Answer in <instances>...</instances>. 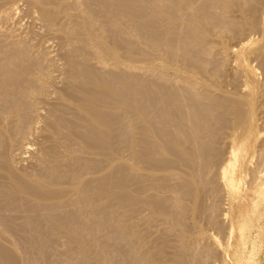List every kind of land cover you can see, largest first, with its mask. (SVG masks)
Instances as JSON below:
<instances>
[{
  "label": "bare ground",
  "instance_id": "1",
  "mask_svg": "<svg viewBox=\"0 0 264 264\" xmlns=\"http://www.w3.org/2000/svg\"><path fill=\"white\" fill-rule=\"evenodd\" d=\"M47 3H49V0ZM86 3L89 6L85 4V9L89 10L86 13H89L84 15L82 11L83 14L71 15L73 20L76 19L81 23L80 26L86 32L87 38L84 36L85 32L83 33L84 38H77L74 42L72 41L73 38H70L73 49L67 50L66 53L67 71L64 89H54L55 81L48 74L50 70L48 72V68L46 69L31 60L28 53L32 51H27L26 47L18 49L15 54H7L9 55L7 61L13 63H10V66L6 69H0V264H51L47 254L53 244L50 245V243L53 240L55 242V239H64L67 242L63 250V254L67 257L64 256V258L66 260L69 258V263L66 264H70V262L71 264H110L115 258L118 264H148L154 261V254L146 251V246H143V253L138 254L136 251L137 243L140 241H143L145 245L148 243V237L145 234L142 235V233L140 235L136 231V227L145 224L148 226V222L151 220L145 218V216L143 218V211L150 210L155 218L161 219L165 224L167 223L169 228H172L170 226L173 220L170 221V218H174L173 221L176 223L180 220L179 217L175 219L171 208L168 207L169 204H174L169 195L157 199V202L151 200V203L146 201L147 197L144 200L140 195L145 188L154 189L153 193L158 188L161 191L165 189L169 192H175L169 186L170 183L169 185L167 183L171 177H176L181 181L183 191L179 193V202L182 203L185 199L187 201V198L191 200L192 205H189V207L192 206L194 216L195 214L200 216L202 212L205 215L208 214L209 222L217 228L218 235L222 231L221 235L224 236L223 222L225 220L223 211L221 212L220 208L218 210L215 204L212 207L206 206V208V204H203L205 198L212 199L218 192V187L216 189L214 185L208 184L207 176L208 178L211 176V174L209 176V173L212 169L214 170L216 163L222 157V152L216 145L223 139L224 129L227 132L228 128L231 130L238 128L240 131L241 129H247L248 134V128L254 123L251 117L253 105L250 104L252 106H249V97L252 96V93L248 92L245 96L241 93L227 92V89L229 91L227 86L231 79L228 80L227 86L224 84L226 91L223 90V86V88H219L221 84L218 87L219 94L214 95L216 84L213 79L217 83L220 80L222 82L229 74L228 66L230 64L227 63L225 51L222 54L219 52V47L210 46L209 48L208 44L212 43V41L210 42L211 34L217 33L223 36L226 33L227 35L235 33L241 36L244 32L248 35L246 30L248 33L249 30L250 33L255 30L257 28L256 15L264 13L262 10L260 11L261 6L264 5V0H86ZM52 4L51 2L47 6L51 7ZM92 4L97 6V12L91 9ZM75 5L77 4L75 3ZM55 6L57 5L55 4ZM45 7L43 5L42 14L44 18L51 19L53 16L52 10L49 11L48 9L51 8ZM31 8L33 7L31 6ZM74 8H71L72 11ZM52 9L54 11V8ZM234 10L240 12L241 21L230 17ZM56 12L54 11V14ZM67 14H70V12L67 11ZM258 23L262 24V20ZM258 26L260 25L258 24ZM79 28L77 27V29ZM70 29L67 30L70 31ZM97 29L110 35L112 45L107 44L104 38L99 37ZM258 30L260 32V29ZM132 31L136 33L137 37H135L136 40L132 39L133 41L130 39ZM259 32L253 31L254 36L255 33ZM251 35L252 33L249 37ZM229 36L226 39L221 38L224 41L230 40ZM258 37L260 36L258 35ZM49 40L52 41V39ZM87 42L91 45L95 44V47L97 45L92 53L88 51L89 44ZM128 42L129 44L138 43L141 48L148 52V56H151V61L152 56L155 58L156 55L160 56V59L165 62L166 65L163 67L159 65V69L157 66H153V69H151L158 76L157 80L146 79L148 73L143 78L141 72L140 76L130 67H127L128 64L125 65V62H131L136 57L135 53L138 48L132 47L131 44V46H128ZM215 43L217 45L218 42ZM238 43L237 45L242 46L241 42L238 41ZM120 44L124 46H121L122 50H124V54L129 57L130 61L123 60L122 55L120 57V53H118L120 49L117 47ZM64 45L66 44L64 43ZM254 45L256 46V44ZM257 45L261 47V44L257 43ZM247 46L248 44L243 48ZM65 48L67 46L63 49ZM225 48L228 49V52L231 45ZM249 51L247 52L249 53ZM139 53L141 54V49ZM143 55L145 56V54ZM219 55H221V58ZM90 57L97 60L99 65L104 64L109 68L100 70L101 68L93 67ZM214 59L219 60L217 69L210 70L209 65ZM229 59H231V55ZM250 59L254 58L250 57ZM255 60L257 59L255 58ZM146 61L144 60V65H146ZM156 61L155 58L153 65ZM158 61L157 63L161 62ZM178 62L181 66L177 65ZM252 62L257 63L259 61ZM172 64L176 67L173 71L176 80L173 83L171 80L174 77L170 79L169 74ZM240 64L239 62L238 65ZM250 67L252 66L250 65ZM167 68H169V71H167ZM142 70L144 69L142 68ZM143 74L145 75L144 71ZM200 74L206 78L205 81L207 78L212 79L213 89H211V85L197 82L196 77ZM249 74L253 75V73ZM229 77L231 78L230 75ZM231 85L233 84L231 83ZM49 90H53V92ZM240 91L242 92V89ZM235 92H238V90H235ZM52 95L54 100L51 99ZM253 103L255 104V101ZM257 103H260V101H257ZM259 105H256V107L258 108ZM38 124L42 125H40L42 127L41 131L39 128L37 129ZM233 133L234 139H236L235 132ZM238 134V136L241 135L240 132ZM258 134L260 135V132ZM27 135L38 136L39 144H41L39 146L42 148L39 149L43 150V153L39 158L36 169L23 170L22 167V169L17 170L16 161L13 160L9 151L15 142L14 140L17 142L18 137ZM38 141H35V143ZM231 143L233 144V142ZM235 143L234 146H231V151L229 149L231 157L229 162L228 159L226 160L228 164L226 166L222 164L224 167H220V173L216 172L217 176L218 174L221 176V179L217 177L218 180L220 179V183H223L227 189L228 187L231 188V190L236 186L237 166L240 158H244L243 153H245L243 146L236 147L239 143L237 145ZM118 144L120 145L118 146ZM224 144L227 143L224 142ZM262 148L264 149V147ZM124 149L130 153L131 161L128 160V157L126 159L122 156ZM19 150H22V148ZM26 152L27 150L23 154ZM263 154L262 158L264 159ZM122 157L126 162L123 161ZM257 157L261 159V156ZM16 158L19 160V164L26 161L23 155L18 157L16 155ZM245 159L241 160L242 164H244ZM127 160L129 163H127ZM223 160H225V156ZM216 168L215 170H217ZM259 168H261V165L258 166ZM147 171H149V176L151 171V174L155 172V175L158 172L157 178L146 176ZM259 174L261 173L259 172ZM152 175L154 176V174ZM261 176L263 175L261 174ZM240 181L238 182L240 183ZM225 186H222V188ZM237 188L239 189V185ZM146 192L151 194V190ZM142 196L144 197V194ZM175 196L172 197L176 201ZM219 196L221 197V195ZM120 208H125L123 211L127 209L125 214L127 213L128 216H126L127 222L125 221V224L120 220L123 215V212L119 211ZM180 210H183V208ZM232 224L231 229H234ZM177 225L178 227L173 228L176 229L175 231H179V239L183 240L186 235L191 234L189 228L182 227V223L179 222ZM103 233L106 234V241H103ZM174 234L176 235V233ZM118 237L128 238L132 242L129 252L124 255V257L128 255V258H125L124 261L119 257L122 252L117 250L118 247L115 248L119 243L116 240L119 239ZM190 237L192 236H189V240H191ZM13 239H15V242L36 244V246H30L29 250L38 252L42 262L36 263L30 257L25 258L26 255L24 258H20L18 255L20 253L16 249L17 245L14 248L9 244L11 243L10 240L13 241ZM189 244H191V241ZM193 246L195 245H191V247ZM180 249L182 255L177 253L174 256L170 255L172 257L169 256L170 258L162 263L189 264L187 259L191 249L190 246L184 244ZM194 253L196 255L195 251ZM205 253H207L206 256L203 255L206 257L205 263L215 257L214 251L210 250ZM190 259L192 258H189V261ZM158 264L160 263L158 262Z\"/></svg>",
  "mask_w": 264,
  "mask_h": 264
},
{
  "label": "rangeland",
  "instance_id": "2",
  "mask_svg": "<svg viewBox=\"0 0 264 264\" xmlns=\"http://www.w3.org/2000/svg\"><path fill=\"white\" fill-rule=\"evenodd\" d=\"M8 1V2H7ZM0 0V12L2 13V15L0 14V69H6L8 66H10V63H13L12 61H7V57L9 55L7 54H15L18 49H21V48H25L26 47V50L31 52V53H28L30 54L29 56L31 57V60H33L34 62L38 63L39 65L43 66L44 68H48V72L50 70V72L48 73L49 75L52 76V78L54 79L55 81V87L54 89H57V90H62L64 89V86L66 85V69H67V50L69 51L70 49L72 50L73 49V43L71 42V39L72 41L74 42L75 39L77 38H87L86 36V32L84 31L83 27L81 28V23L79 21H77L76 19L73 20L72 16L71 15H80L81 13L83 14L84 12V15H86V11H89L87 9H85V4L88 6V4L86 3V0H49V3H47L48 0ZM58 1V2H57ZM61 1V2H60ZM77 5H75V3ZM28 2V3H27ZM51 2L54 4L51 5V7H48ZM44 3V4H42ZM47 3V5H46ZM65 3V4H64ZM71 3V5H69ZM42 4V5H41ZM55 4L57 6H55ZM64 4V5H63ZM83 7H82V5ZM43 5L46 6L45 8H51V9H48L49 11L52 10V18L51 19H47L46 17L44 18V15L42 14V8H43ZM62 7H60V6ZM66 5V6H65ZM68 5V6H67ZM80 5V6H79ZM31 6L33 8H31ZM41 6V7H40ZM55 6V7H53ZM23 7V8H22ZM64 7V9H63ZM66 7V9H65ZM68 7V9H67ZM77 9H75V8ZM89 7V6H88ZM92 10L94 11H98L97 10V6L92 4L91 6ZM12 8V9H11ZM14 8V9H13ZM54 8V11H58L54 14V11L53 9ZM59 8V10H58ZM74 8V10L72 11V9ZM79 8V9H78ZM29 9V10H28ZM57 9V10H56ZM70 9V10H69ZM81 9V10H80ZM83 9V10H82ZM61 10V11H60ZM76 10V11H75ZM236 10V9H235ZM233 11V14L231 13L230 17H232L233 19L237 18L238 21H241L242 18L240 16V12L238 11ZM262 10V12H264V5L263 7L261 6V9L260 11ZM38 11V13H37ZM40 11V12H39ZM67 11L70 12V14H67ZM79 14H78V12ZM83 11V12H82ZM61 12V13H59ZM71 12H73V14H71ZM77 12V13H76ZM260 12V13H262ZM15 13V14H14ZM41 13V14H40ZM63 13V14H62ZM65 13V14H64ZM86 13V14H85ZM4 14V15H3ZM8 14V15H7ZM56 15V16H55ZM70 15V16H68ZM233 15H235L233 17ZM264 13L261 15V14H257L256 15V22H257V28L255 30H252L251 33V37H249V35L251 34L250 33V30H249V33L248 31L246 30V33L248 35L244 34L239 36L238 34H232V33H229L228 35H230V40H225L227 42H225L224 40H222L223 38H227L228 35L227 33L225 35H218L217 33L216 34H211V37H210V42L212 41V43L208 44L209 48L210 46L211 47H214L215 46L219 49H220V53L224 54V51H225V57L227 58L228 60V73L227 74V77L224 78V80L221 82V80L217 83L214 79H213V82L216 84V88L214 87L215 92L214 91V95H218L219 94V89L218 87L221 85V87L219 88H223V90L225 89L226 91V86L228 84V80H229V84H228V88H229V91L227 89V92L229 93H241V94H244L245 96L247 95L248 92H250V94L252 96L249 97V106L252 107L251 111H252V115H254L255 117L253 118V116L251 115L252 117V122L254 121V125L251 124L250 128L252 129L253 127V134H252V130L250 128H248V134H247V129H230L228 128V132L225 131L224 129V133H223V139L219 142L218 145H216V147L222 152V157L221 159H219V161L216 163L215 167H214V170L215 168L217 170H211V173H209V176L211 174V178L207 176V181H208V184H212L214 185V187L217 189L218 187V192L216 194V196H213L212 199L210 198H205L204 199V202L203 204L205 205V208L206 206L207 207H212L214 206H217L218 210L221 209V212L224 213V222H223V228L225 229L224 230V236L221 235V232L220 235H218L217 233V228H215L213 226V224H211L209 222V216L208 214L205 215V213H202L197 215L195 214L194 216V213L192 212V206L189 207V205H192V201L189 200L187 197V201H182L179 202V193H182L183 189H182V185H181V181L179 179H177L176 177H171V179L168 180V185L170 183V187H172V189H174L175 192H169V191H166L165 189L161 191V189H157L155 190V193L154 192V189H150V188H145L144 191L141 193V197L144 199L146 198V201L150 202L151 203V200L152 202H155L157 199H162L163 197L165 196H168L172 198V201L174 204H169V208H171L172 210V213L175 215V219L176 217H179V222L182 223V227H186L187 229L189 228V231H191V234L189 233L188 236L186 235V237L181 240L179 239L180 237V234H179V231H175L176 229H174L175 227H178V223H176L174 220V218H170L169 220L171 221L172 220V225L170 227L172 228H169L167 227V223L165 224L161 219L159 218H155L152 214V212L149 210H145L143 211V218L145 216V218H149V222H148V226L147 224L145 225H140L138 227H136V231L139 232V234L142 235L145 234L148 238V243L147 241H145L147 244L145 245L143 243V241H138L139 243H137L136 245V248H137V252L138 254H141L143 253V246H146V251L148 252H151L154 254V261L153 264H158V262L160 264H163L165 263L170 257L176 255L177 254H180L182 255V252H181V246L182 245H189L190 246V251H189V254H188V259L187 261L189 262V264H201V261H202V258H203V261H202V264H264V159L262 158V153H264V149L262 147H264V65H263V60H264V31H263V23H264V17H263ZM3 16V17H2ZM43 16V18H42ZM89 16V14H88ZM8 17V18H7ZM56 17V18H55ZM70 17V18H69ZM59 21H58V19ZM66 18H67V21H66ZM64 19V20H63ZM259 19V20H258ZM13 20V21H12ZM258 20V21H257ZM262 20V24L258 23L259 21L261 22ZM38 21V22H37ZM58 22V23H57ZM64 22V23H63ZM70 22H71V26H70ZM32 23V24H31ZM44 23V24H43ZM63 23V24H62ZM78 23V24H77ZM258 24L261 26H258ZM77 25V26H76ZM45 26V27H44ZM73 26V28H72ZM67 27V28H65ZM76 27V28H75ZM77 27L79 29H77ZM42 28V29H41ZM70 29V31H68ZM68 29V30H67ZM82 29V31H80ZM260 29V32L259 30ZM17 30V31H16ZM22 30V31H21ZM53 30V31H52ZM4 31V32H3ZM40 31V32H39ZM65 31H66V34H65ZM80 31V32H79ZM97 29V34L99 35V37L104 38V41L106 40L107 41V44L109 45H112L111 44V37L109 34H105L103 33V31ZM253 31L255 32H259V33H255V36H254V33ZM15 32V33H14ZM26 32V33H25ZM46 32V33H45ZM52 32V33H51ZM69 32V33H68ZM85 32V33H84ZM99 32V33H98ZM6 33V34H5ZM9 33V34H8ZM12 35H11V34ZM40 33V34H39ZM57 33V34H56ZM75 34V36L72 35ZM83 33H84V36H83ZM103 33V34H102ZM262 33V34H261ZM70 34V36H69ZM79 34V35H78ZM82 34V35H81ZM102 36H101V35ZM136 33H133L132 31V34L130 36V39L132 40H136ZM2 35V37H1ZM44 35V36H43ZM52 35V36H51ZM56 35V36H55ZM104 35V36H103ZM213 35V36H212ZM217 35V36H216ZM258 35L260 37H258ZM23 36V37H22ZM30 36V37H29ZM32 36V37H31ZM216 36V37H215ZM226 36V37H224ZM242 36H245V37H242ZM263 36V38H262ZM54 37V38H53ZM58 40H57V38ZM136 37V38H135ZM219 37V38H218ZM223 37V38H221ZM256 37V38H255ZM258 37V38H257ZM56 38V39H55ZM61 38V39H60ZM71 38V39H70ZM255 38V39H254ZM260 38V39H259ZM262 38V39H261ZM29 39V40H28ZM33 39V40H32ZM49 39H52L49 40ZM65 39V41H64ZM70 39V40H69ZM216 39V40H214ZM232 39V40H231ZM38 40V41H37ZM55 40V41H54ZM69 40V41H68ZM132 40V41H133ZM251 40V41H249ZM254 40H257V41H254ZM260 40V42H259ZM4 41V42H3ZM29 41V42H28ZM63 41V42H62ZM110 41V42H109ZM229 41V43H228ZM233 41V42H232ZM241 42V45H237V43ZM254 42V44H256V46L252 45V43ZM62 42V43H61ZM215 42H218L217 45ZM258 44H261V47L257 45ZM263 42V43H262ZM41 43V44H40ZM64 43L66 45H64ZM244 43V45H243ZM2 44V45H1ZM6 44V45H5ZM40 44V45H39ZM87 44H89L88 46V51L90 53L93 52V49H96L95 47V44L91 45L90 43L87 42ZM127 44V43H126ZM132 45V47H138L137 48V51L135 53V58H133V60L131 62H125V65L128 66L127 67H130L134 72H136V74L140 75L141 76V73H142V76L141 77H145L148 73V75L145 77L146 79H155L157 80L158 79V76L153 72L151 71V69H153V66L157 68L159 67V65L161 67H163L165 64V62L162 61V59H160V56H154L157 61H161L159 63L154 62V65H153V61L155 60V58H153L152 56V61H151V56L149 57L148 56V52L145 51L143 48H141V46L138 44V43H130ZM128 42V46H131ZM214 44V45H213ZM227 44H229L227 46ZM239 44V43H238ZM248 44L247 47H244L243 46H246ZM251 44V45H250ZM4 45V46H3ZM32 45V46H31ZM42 45V46H41ZM231 45V50L232 49H236V50H230L227 52V48L225 47H229ZM234 45V46H233ZM237 45V46H235ZM63 46V47H62ZM65 46H67V48L63 49ZM72 48H70V47ZM85 46V45H84ZM100 46V45H98ZM123 45L120 44V46H117L119 47L120 49V57L122 55V58L123 60L126 59V60H129L127 57L126 54H124V50H122L123 48L121 47ZM240 46V47H239ZM258 46V47H257ZM13 47V49H12ZM95 47V48H94ZM124 47V46H123ZM237 47V48H236ZM11 48V49H10ZM242 48V49H241ZM257 48V49H256ZM30 49V50H29ZM57 49V50H56ZM141 49V54L139 53V50ZM238 49V50H237ZM240 49V51H239ZM254 49V50H253ZM34 50V51H33ZM250 50V51H249ZM252 50V51H251ZM36 51V52H35ZM49 51V52H48ZM144 51V52H143ZM223 51V52H222ZM249 51V53L247 52ZM35 52V54H34ZM147 52V53H146ZM232 52V54H231ZM239 52V54H238ZM253 52V53H252ZM46 53H47V56H46ZM48 53H49V57H48ZM138 53V55H137ZM227 53V54H226ZM247 55H246V54ZM263 53V54H262ZM34 54V55H33ZM145 54V56L143 55ZM231 55V59L230 58V55ZM234 54V56H233ZM241 54V55H240ZM261 54V55H260ZM65 55V57H64ZM246 55V56H245ZM251 55V56H250ZM148 59V62L146 61L147 58ZM224 56V55H223ZM233 56V57H232ZM238 56V57H237ZM244 56V57H242ZM36 57V58H35ZM48 59L46 60L45 59ZM52 57V58H51ZM93 57V56H92ZM92 57H90V62L92 64L93 67L97 68V69H100V70H107L109 67L106 65L104 66V64H100L97 63L98 61L93 59ZM127 57V58H126ZM219 57L221 58V55H219ZM229 57V58H228ZM251 58H254V59H250ZM259 57V58H258ZM217 58V57H215ZM237 58H239L237 60ZM255 58L257 60H255ZM6 59V60H4ZM154 59V60H153ZM219 59V58H218ZM233 59V60H232ZM54 60V61H53ZM144 60L146 61L144 65ZM251 60V61H250ZM5 61V63H4ZM95 61V62H93ZM130 61V60H129ZM151 61V62H149ZM181 61V60H180ZM234 61V62H233ZM252 61L256 62V61H259L257 63H253ZM54 62V63H52ZM61 62V63H60ZM241 63L240 65H238V63ZM252 62V63H251ZM2 63V64H1ZM218 63H219V60H212L211 64L209 65L210 66V70H215L217 69V66H218ZM233 63V64H232ZM235 63V64H234ZM97 64V65H96ZM232 64V66H231ZM255 64V65H253ZM59 67H58V66ZM133 65V66H131ZM179 66L180 63L178 62ZM243 65V66H242ZM250 65L252 67H250ZM259 69H257L258 67ZM4 66V67H3ZM55 66V67H54ZM139 66V67H138ZM147 66V67H146ZM208 66V67H209ZM216 66V67H215ZM248 66V67H247ZM256 68H255V67ZM65 67V68H64ZM104 69H103V68ZM138 67V69H137ZM141 67V69H139ZM172 68H170V71L168 70L169 68H167V71H169V74H170V79H174L171 80V82L173 83V81H175V75L173 74V71L174 69L176 68L175 65H171L170 66ZM241 69H240V68ZM142 68L144 70H142ZM146 68V69H145ZM149 72H148V70ZM244 68V69H243ZM254 68V69H253ZM45 69V71L47 72V70ZM159 69V68H158ZM250 71H249V70ZM147 70V71H146ZM231 70V71H230ZM262 70V71H261ZM55 71H58V72H55ZM143 71L145 73V75L143 74ZM161 71V70H159ZM246 71V72H245ZM257 71V72H256ZM261 71V72H260ZM60 72V73H59ZM141 72V73H140ZM241 72V73H240ZM255 72V73H254ZM249 73H253L252 74H249ZM61 74V75H60ZM151 74V75H150ZM172 74V75H171ZM256 74V75H255ZM263 74V75H262ZM65 75V76H64ZM229 75L231 76V78L229 77ZM250 75V76H249ZM252 75V76H251ZM61 76V77H60ZM151 76V77H149ZM172 76V77H171ZM55 77V78H54ZM196 77V75H195ZM237 77V78H236ZM250 77V79H248ZM252 77V78H251ZM255 79H254V78ZM256 77H258L256 79ZM58 78V79H57ZM60 78V79H59ZM64 78V80H63ZM160 78V77H159ZM198 80L197 82L198 83H204V84H208V85H211V89H213V82H212V79H209L207 78V80L205 81L204 79H206L205 77H203L201 74L198 75L196 77ZM202 78V79H201ZM228 78V79H227ZM241 79V80H240ZM258 80V81H256ZM205 81V82H204ZM57 82V84H56ZM212 82V83H211ZM211 83V84H210ZM231 83L234 85H231ZM236 83V84H234ZM258 83V84H257ZM226 86H225V85ZM261 84V85H260ZM229 85H231V87H229ZM236 85V86H235ZM238 85V87H237ZM62 86V87H61ZM223 86V87H222ZM255 86V88H254ZM259 86V87H258ZM198 87V86H197ZM231 88H235V90H238V92H235V90L231 89ZM257 88V89H256ZM262 88V89H261ZM242 89V92L239 90ZM244 89V90H243ZM259 89V90H258ZM246 90V92H245ZM261 90V91H260ZM49 91H52L53 90H49ZM256 93V94H255ZM255 94V95H254ZM263 95V96H262ZM253 98V99H252ZM256 98H259V99H256ZM52 100H54V96L52 95L51 97ZM51 101V100H50ZM255 101V104L253 103ZM257 101L260 103H257ZM52 102V101H51ZM252 104V105H250ZM258 108L256 107V105H258ZM255 105V106H254ZM260 107V108H259ZM262 107V108H261ZM257 110H256V109ZM261 109V110H260ZM255 110V111H254ZM254 111V112H253ZM255 113V114H254ZM257 118V119H256ZM251 119V118H250ZM258 120V121H257ZM41 124H38L37 125V129L39 128L40 131L42 129V125L40 126ZM255 126V127H254ZM230 129V131H229ZM227 130V129H226ZM260 130V131H259ZM39 131V132H40ZM235 132V136H236V139H234V133ZM258 131V132H257ZM227 132V133H226ZM231 132V133H229ZM240 132V136H238ZM243 132V133H242ZM251 132V133H250ZM256 132V134H255ZM260 132V135L258 134ZM227 136H225L226 134ZM230 134V136H229ZM238 134V135H237ZM251 134V135H250ZM258 134V135H257ZM243 135V136H242ZM246 137H245V136ZM250 135V136H248ZM262 135V136H261ZM27 135V136H24V137H18L17 138V142L16 140H14L15 142L12 144V147L10 148V154L13 158L14 161H16V167H17V170H20L22 169L23 167V170L26 169V170H34L38 167V164H39V158L40 156L42 155L43 153V150L41 151L40 149H42L39 145L40 142L38 141V136L35 137V135ZM229 136V137H228ZM238 136V137H237ZM256 136V137H255ZM34 137V139H33ZM227 140H226V138ZM241 137V138H239ZM245 137V138H244ZM20 138V139H19ZM25 139V140H24ZM31 139V140H30ZM231 139V140H230ZM234 139V141H233ZM242 139V140H240ZM244 139V140H243ZM21 140V142H20ZM229 140V141H228ZM238 140V141H237ZM249 140V142H248ZM262 140V141H261ZM30 141V142H29ZM34 141V142H33ZM35 141H38L37 143H35ZM237 141V143H235ZM255 141V142H254ZM227 143V144H224ZM233 142V144L231 143ZM243 142V143H242ZM246 142V144H244ZM21 143V144H20ZM27 143V144H26ZM234 143L235 145H237L238 143V146L236 147H239V146H243V150L244 152L246 153H243V157L240 158V162L238 163V166H237V171H236V174H235V182H236V186L234 188H229L227 189V187L223 184V183H220V179H221V176L218 174V176L216 175L217 173L216 172H219V170H221L222 167H224L223 165H227L228 162H229V158L231 157V154L229 153V149L231 151V146L233 145L234 146ZM243 145H242V144ZM260 143V144H259ZM20 144V146H19ZM26 144V145H25ZM29 144V145H28ZM33 146H32V145ZM38 144V145H36ZM16 145V147H15ZM24 148H23V146ZM31 145V146H30ZM35 145V146H34ZM120 144H118L119 146ZM220 145V146H219ZM222 145V146H221ZM30 146V147H29ZM228 146V148H227ZM245 146V147H244ZM20 147V148H19ZM26 147V148H25ZM222 147V148H221ZM230 147V148H229ZM22 148V150H19V149ZM33 148V149H32ZM40 148V149H39ZM245 148V149H244ZM247 148V150H246ZM27 152L25 154H23V152H25L26 150ZM30 149V150H29ZM36 149V150H35ZM225 149V151H224ZM29 150V151H28ZM126 149H124L121 153L123 154L122 156L124 158L127 159L128 157V160L131 161V156H130V153L129 152H126L125 151ZM223 150V151H222ZM262 150V151H261ZM15 151V152H14ZM20 151V152H18ZM226 151H227V156H226ZM248 153H247V152ZM259 153H258V152ZM31 152V153H30ZM260 152L261 155H260ZM41 153V154H40ZM128 153V154H127ZM23 157L25 156L24 159H26V161H23L21 162V166L19 164V160H17L16 158V155L17 157L18 156H22ZM229 154V155H228ZM15 155V157H14ZM225 156V160L224 159V156ZM31 156V157H30ZM37 156V157H36ZM130 156V157H129ZM257 156H261V159L260 157H257ZM264 156V154H263ZM122 157V159H123ZM130 158V159H129ZM165 158V157H164ZM246 158V159H245ZM228 159V162L226 161ZM244 160V164H242V161L241 160ZM127 160V163H129V161ZM224 162H223V161ZM258 160V161H257ZM124 162H126L124 159H123ZM222 161V162H221ZM226 161V162H225ZM18 162V164H17ZM219 162H221V164H219ZM256 162V164H255ZM132 163V162H130ZM23 164V165H22ZM37 164V165H36ZM223 164V165H222ZM243 165V166H242ZM261 165V168L258 169V166ZM20 167V168H19ZM221 167V168H220ZM243 171H242V169ZM253 169V170H251ZM256 169V170H255ZM258 169V170H257ZM150 170V169H149ZM154 171V170H153ZM213 171V172H212ZM252 171V172H251ZM262 171V172H261ZM149 171H147V174L144 172V174H146V176L148 177H154V178H157V174L158 172H156V175H155V172L152 173L154 174V176L151 174L150 172V176H149ZM215 172V173H214ZM244 172V173H243ZM259 172L263 175L261 176V174H259ZM258 173V175H256ZM213 174V175H212ZM241 174V175H240ZM152 175V176H151ZM216 175V176H215ZM255 175V176H254ZM215 176V177H214ZM259 176V178H258ZM219 177L220 179L218 180ZM240 183L238 182L239 180ZM261 177V178H260ZM175 178V180H174ZM216 178V179H215ZM252 178V179H251ZM257 178V179H256ZM249 179V180H248ZM212 180V181H211ZM256 180V182H255ZM170 181V182H169ZM178 181V182H177ZM216 181V182H215ZM218 181V182H217ZM252 181V182H251ZM158 182V181H157ZM172 182V183H171ZM180 182V183H179ZM210 182V183H209ZM213 182V183H212ZM255 182V183H254ZM179 183V184H178ZM217 183V184H216ZM238 183V184H237ZM252 183V184H250ZM220 186H219V185ZM245 184V185H244ZM179 185V186H178ZM217 185V186H216ZM239 185V189L237 188ZM174 186V187H173ZM222 186H225L222 188ZM178 187V188H177ZM176 188V190H175ZM248 188V189H247ZM147 189V190H146ZM223 189V190H222ZM233 189H235L233 191ZM151 190V192H150ZM220 190V192H219ZM249 190V191H248ZM146 191H149L151 194H149L148 192ZM180 191V192H179ZM223 191V193H222ZM158 192L159 193V196H158ZM162 192V193H161ZM172 193V194H171ZM178 193V194H177ZM220 193V194H219ZM222 193V194H221ZM142 194H144V197L142 196ZM147 194V195H146ZM154 194V195H153ZM175 195L176 197V201L178 200V202L176 203L175 199H173V197ZM221 195V197L219 196ZM152 199H150L151 197ZM219 196V197H218ZM150 197V198H149ZM215 197V198H214ZM217 197V198H216ZM221 198V199H220ZM154 199V200H153ZM210 199V200H208ZM218 199V200H217ZM145 200V199H144ZM206 200V202H205ZM216 200V202H215ZM157 202V201H156ZM211 202V203H210ZM223 202V203H222ZM186 203V204H185ZM191 203V204H190ZM210 203V204H209ZM225 203V204H224ZM177 204V205H176ZM179 205H183L182 207L179 206ZM187 205H188V208H187ZM203 205V206H204ZM173 206V207H172ZM179 206V207H177ZM186 206V207H185ZM221 206V207H220ZM228 206V207H227ZM174 210H173V209ZM181 208H183V210H180ZM185 208V209H184ZM220 208V209H219ZM121 210H119L120 212H123V215L120 217V220H122L123 224H125V221L127 222V219H126V216H128V214L126 215L125 212L127 211H123L125 210V208H120ZM169 210V209H168ZM170 210V211H171ZM228 210V212H227ZM181 211V212H180ZM180 213V215H178ZM227 213V214H226ZM184 214V215H182ZM170 215H171V212H170ZM193 215V216H192ZM218 215V213L216 214V216ZM141 216V217H142ZM206 216V218H205ZM208 217V218H207ZM231 217V218H230ZM122 218V219H121ZM128 218V217H127ZM183 218V219H182ZM185 218V220H184ZM227 218V219H226ZM199 219V220H198ZM207 219V220H206ZM222 219V217H221ZM228 220V221H227ZM169 222V221H168ZM175 223H176V226H175ZM186 223V224H185ZM233 223V224H232ZM174 224V225H173ZM203 224V225H202ZM231 224H232V228L234 229H231ZM180 225V224H179ZM195 225V227H194ZM211 225V226H210ZM227 225V226H226ZM163 227V229H162ZM174 227V228H173ZM192 227V228H190ZM203 230H202V229ZM215 228V229H213ZM228 228V229H227ZM170 229V230H169ZM192 229V230H191ZM168 230V232H167ZM214 230V231H213ZM223 230V229H222ZM171 232V233H170ZM176 233V235L174 233ZM106 233V232H105ZM103 233V241H106V234ZM108 233V232H107ZM179 235H178V234ZM226 235V236H225ZM228 235V236H227ZM189 236H192L190 237L191 240H189ZM221 236V237H220ZM224 237V238H222ZM231 237V238H230ZM119 238V237H118ZM187 238V239H186ZM194 238V239H193ZM201 238V239H200ZM230 238V240H229ZM128 239V238H126ZM125 238H119V239H116L117 242V245L115 248L118 249L117 250H120L122 253L121 255L119 256L121 258L122 261H124V259L128 258V255H125L126 252H129V248H131V243L130 242V239L126 240ZM186 239V240H185ZM207 239V241H206ZM123 240V241H122ZM185 240V242H184ZM193 240V242H192ZM197 240V241H196ZM179 241V242H178ZM191 241V244H189V242ZM196 241V242H195ZM10 242L12 243H8L10 244V246H14L15 248V245L16 246V249L18 251V254L20 256V258H31L33 260L36 261V263H41L42 262V259L40 258V254L35 251H30L29 248L30 246H36V244L34 243H24V242H15V239L10 240ZM61 242V243H60ZM181 242V243H180ZM7 243V244H8ZM53 243V244H52ZM195 243V244H193ZM199 243V244H198ZM206 243V244H205ZM220 243V244H219ZM228 243V244H227ZM33 244V245H32ZM52 244V245H51ZM55 244V245H54ZM57 244V245H56ZM67 242L66 240L64 239H55V242L54 240L50 243V252L47 254L48 255V258L50 260V263L51 264H61L62 262L64 264H66L67 262L69 263V258L66 260V256L63 254V250L66 246ZM120 244V245H119ZM130 246H129V245ZM138 244H140V246H138ZM171 244V245H170ZM179 244V245H178ZM181 244V245H180ZM202 248H201V246ZM64 245V247H63ZM124 245L126 246L124 248ZM191 245H195L193 247H191ZM225 245V246H223ZM22 246V247H21ZM24 246V247H23ZM27 246V247H26ZM18 247V248H17ZM121 247H122V250H121ZM22 248V249H21ZM25 248V249H24ZM124 248V249H123ZM196 248V249H195ZM199 248V249H198ZM215 248V249H214ZM55 249V250H54ZM61 249H62V252H61ZM21 250H22V253H21ZM24 250V252H23ZM52 250V252H51ZM54 250V251H53ZM60 250V251H59ZM176 250V251H175ZM202 250V252H201ZM214 251L215 252V257L210 259V261H207L206 263L204 262L206 260V254L205 252H209V251ZM219 250V251H218ZM116 251V250H115ZM125 251V252H124ZM173 251L175 252L173 254ZM194 251L196 252V255L194 253ZM172 252V254H171ZM55 253V254H54ZM62 253V254H61ZM170 253V254H169ZM191 253V254H190ZM201 253V254H200ZM205 253V254H204ZM23 254V255H22ZM35 254V255H34ZM52 254H54L52 256ZM58 254V255H56ZM61 254V255H60ZM199 255V258H198V255ZM161 257H160V256ZM167 255V257H166ZM172 255V256H170ZM204 255V256H203ZM59 256V257H58ZM63 256V257H62ZM64 256L66 258H64ZM123 256V258H122ZM170 256V257H169ZM195 256V257H194ZM217 256V258H216ZM220 256V257H219ZM187 257V256H186ZM223 257V258H222ZM38 258V259H37ZM119 258V259H120ZM165 258V259H164ZM189 258H192V259H195V260H192L190 259L189 261ZM125 259V260H126ZM161 262H160V260ZM166 260V261H165ZM214 260V261H213ZM53 261V263H52ZM66 261V262H65ZM115 261V262H114ZM113 262H111L110 264H118L117 263V260L115 258ZM193 261V262H192ZM217 261V262H216ZM152 262H149L148 264H152ZM163 262V263H162ZM209 262V263H208ZM211 262V263H210ZM219 262V263H218ZM71 264V262H70Z\"/></svg>",
  "mask_w": 264,
  "mask_h": 264
}]
</instances>
